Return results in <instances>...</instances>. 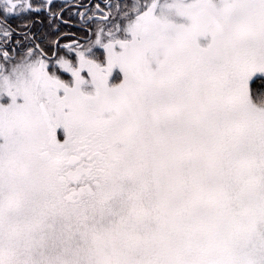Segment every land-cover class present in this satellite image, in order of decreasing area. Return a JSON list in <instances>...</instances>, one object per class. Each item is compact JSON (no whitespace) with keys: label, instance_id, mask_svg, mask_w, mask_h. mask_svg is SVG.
<instances>
[{"label":"snow or ice","instance_id":"6c2138e0","mask_svg":"<svg viewBox=\"0 0 264 264\" xmlns=\"http://www.w3.org/2000/svg\"><path fill=\"white\" fill-rule=\"evenodd\" d=\"M0 264H264V0H0Z\"/></svg>","mask_w":264,"mask_h":264},{"label":"flooded vegetation","instance_id":"af4514ba","mask_svg":"<svg viewBox=\"0 0 264 264\" xmlns=\"http://www.w3.org/2000/svg\"><path fill=\"white\" fill-rule=\"evenodd\" d=\"M67 3L69 4V5H74V4H76L77 3V0H67ZM73 11H75V8H73ZM82 11V10H81ZM44 17L43 16H41V17H33L32 19H34V20H38V19H43ZM64 18L65 19H71V20H73V21H75V20H77L78 19V16H70V13H69V11H65V13H64ZM47 21L45 20V23H46ZM14 23H16V21H14ZM63 30H75V28H71V29H69L68 27H65ZM33 31H38V32H42V31H44V25H41V24H35V26L33 27Z\"/></svg>","mask_w":264,"mask_h":264}]
</instances>
